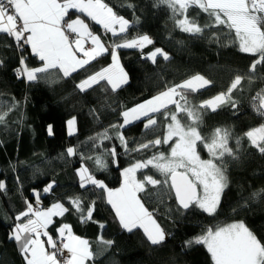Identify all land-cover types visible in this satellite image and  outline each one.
<instances>
[{
	"label": "trees",
	"instance_id": "trees-1",
	"mask_svg": "<svg viewBox=\"0 0 264 264\" xmlns=\"http://www.w3.org/2000/svg\"><path fill=\"white\" fill-rule=\"evenodd\" d=\"M103 2L129 21L127 33L122 34L126 39L147 35L153 41L142 49H118L120 65L128 81L115 92L105 81L85 91L77 87L88 74L111 63L109 53L97 57L86 66V71L78 70L65 77L62 72L50 70L48 74L38 73V79L29 81L24 78L25 74H18L17 69L25 65L39 67L42 62L27 45L21 48L12 37L0 34V106L6 110L8 105H14L5 122L0 123V181L5 184V190H0V264H26L17 243L9 238L14 217L25 210L26 200L40 209H47L57 202L69 208L63 216L55 218L47 230L56 238V229L69 224L74 235L90 243L95 258L88 264H212L206 246L187 242L200 236L208 227L234 222H243L264 242V198L250 199L252 193L264 190V154L243 137L244 132L264 123V116L253 107L259 100H252L264 90V65H258L255 73H249L255 57L239 50L238 43L233 42L234 33L230 34L223 26L205 28L202 34L183 32L176 25L170 9L159 5L157 0ZM70 14L74 17L72 11ZM189 14L201 26L210 23L207 14L199 9L190 8ZM86 22L90 23L93 32L108 40L107 32L101 34L99 25ZM109 41L111 45L123 42L114 36L109 37ZM155 48L163 49L169 59L157 56L153 63L147 57ZM196 74L212 83L188 94V100L195 105L226 92L237 74L245 77L232 93L236 107L224 103L215 111L204 110L200 128L206 136L217 127L231 129L233 139L229 146L236 151V158L225 156L228 182L213 215L195 205L187 210L180 208L174 195L160 186L146 185V193H137L145 207L154 210V218L166 234L161 244L153 245L141 228L128 232L121 227L107 203L105 191L93 185L80 187L78 169L82 165L88 167L108 188L115 189L123 180V170L137 160L150 158L157 152L169 154V145L126 152L118 135L122 134L132 149L162 137L167 121L157 114L158 127L151 131L144 129L142 118L120 127L122 112L159 94L166 86L179 84ZM169 107L174 108L173 105ZM73 118V134L69 135L68 121ZM105 131L107 139L99 136ZM237 137L241 138L238 149ZM69 147L76 150L74 155L67 154ZM112 148L117 152L115 163L107 151ZM198 151L204 158H209L202 145ZM89 156L102 157L107 163L106 170H97L94 159H87ZM145 174L163 179L151 166L138 170L136 179H143ZM53 182L52 191L45 193L43 189ZM36 193L40 194L38 205ZM77 196L82 198L85 208L95 202L92 219L87 222H82L70 203L69 198ZM101 236L113 241L112 245L101 243Z\"/></svg>",
	"mask_w": 264,
	"mask_h": 264
},
{
	"label": "snow or ice",
	"instance_id": "snow-or-ice-1",
	"mask_svg": "<svg viewBox=\"0 0 264 264\" xmlns=\"http://www.w3.org/2000/svg\"><path fill=\"white\" fill-rule=\"evenodd\" d=\"M157 3L170 9L176 25L183 32L202 34L205 28L223 26L230 34L234 33L233 42L238 43L239 50L255 57L249 66V73H255L258 65H264V0H157ZM129 7L132 5L129 4ZM190 8L206 13L210 23L201 26L190 16ZM70 10H75L81 15L73 18ZM86 21L101 25L106 32L123 42L106 46L100 35L95 34L90 23ZM128 25L129 21L118 15L103 0H0V34L14 38L21 48L30 45L32 53L42 62L40 67L29 68L25 65L22 69H17V73L25 74L29 81L38 79V73L48 74L50 70L62 72L65 77L78 70L86 71V66L97 57L109 53L112 63L88 74L77 87L85 91L105 81L115 92L122 84L127 83V74L119 63L117 49L142 48L145 44L153 43L147 35L126 39L122 34L127 33ZM213 37L218 39L215 33ZM86 41L90 42L87 48ZM158 55L165 60L169 59L168 54L161 48H155L147 58L155 63ZM21 64L23 65V58ZM244 78L237 74L226 92L195 105L188 100V94L212 83L202 75L196 74L179 84L166 86L159 94L123 111V124L120 127L143 118L144 129L151 131L158 127L157 114L167 121L162 137L140 143L132 149H129L123 135H118L126 152H141L160 145H169V154L157 152L150 158L137 160L125 168L122 172L124 182L117 189L108 188L88 167L82 165L78 169L80 187L93 185L105 191L107 203L114 210L121 227L128 232L136 228L143 229L153 245L161 244L166 234L154 218V210L149 211L137 195L147 192L146 185L166 188L169 194L174 195L182 209L187 210L195 205L209 215L215 214L221 193L228 182L225 174V156L235 159L236 151L229 146V141L233 139L231 129L217 127L207 136L202 134V113L209 108L215 111L224 103H230L235 108L236 102L232 99V93ZM252 100H259V104L253 107L257 113L264 116V90L253 96ZM170 105L174 108H170ZM12 107L14 105H8L5 110L0 106V123L5 122ZM74 125L75 118L68 121L69 135L73 134ZM48 131L51 134V126ZM99 136L109 138L106 131ZM243 137L252 147L264 154V123L244 132ZM240 143L241 138H235L237 149ZM201 145L207 151L208 159L201 158L198 151ZM107 151L115 163L116 149ZM75 153L73 147L67 149L69 156ZM87 159H94L97 170H106L107 163L102 157L89 156ZM149 166L163 179L145 174L143 179L137 180L136 172L148 169ZM53 184L54 182L49 183L43 191H52ZM0 190H5L3 181H0ZM35 195L38 205L40 194ZM256 197L264 198V190L252 193L250 199ZM69 199L80 214L82 222L92 219L94 201L85 208L80 196ZM25 205V210L14 217L15 223L9 238L18 243L26 264H88L94 260L95 254L89 241L74 235L69 224H63L56 229L59 239L49 234L47 229L53 223L52 218L63 216L69 211L63 203H53L47 209L34 208L27 200ZM100 227L103 228L104 225L101 224ZM42 235L47 237L46 241L41 239ZM99 240L109 247L113 243L111 240H104L102 236ZM187 243L206 246L212 264H264V242L243 222L208 227L200 236Z\"/></svg>",
	"mask_w": 264,
	"mask_h": 264
},
{
	"label": "crops",
	"instance_id": "crops-1",
	"mask_svg": "<svg viewBox=\"0 0 264 264\" xmlns=\"http://www.w3.org/2000/svg\"><path fill=\"white\" fill-rule=\"evenodd\" d=\"M70 11H72V13L74 14V17L73 18H75L77 15H79L78 14V12H76L75 10H70ZM81 18H83L82 16H81ZM95 23V22H94ZM97 25V24H96ZM98 26V25H97ZM100 27H102L101 25H99ZM129 26V25H128ZM95 33V32H94ZM95 34H97V33H95ZM107 36H108V40H104L101 36V40H102V42L106 45V46H111V44H110V41H109V37H111V36H113L110 32H107ZM87 44H89L88 46H87ZM146 45V44H145ZM144 45V46H145ZM28 46V48H29V50H31V47H30V45H27ZM90 46V42H85V47L87 48V47H89ZM143 46V47H144ZM136 48H138V49H142L141 47H136ZM117 51H118V49H117ZM32 52V51H31ZM82 55V54H81ZM159 56V55H158ZM111 63H112V60H111ZM110 63V64H111ZM119 63H120V61H119ZM123 68V67H122ZM123 182H124V179L122 180V184H123ZM121 184V185H122ZM105 194H106V192H105ZM58 217H60V216H55V217H53L52 219H53V221H54V219L55 218H58ZM51 225V224H50ZM143 230V229H142ZM49 232V231H48ZM49 234L50 235H52L50 232H49ZM56 234L58 235V233L56 232ZM147 237V236H146ZM41 239L42 240H44V241H46L47 240V237H45V236H41ZM16 242V241H15ZM17 243V242H16ZM17 246H18V249H19V251H20V247H19V245H18V243H17ZM46 247H47V245H45ZM50 250V249H49ZM21 252V251H20Z\"/></svg>",
	"mask_w": 264,
	"mask_h": 264
},
{
	"label": "rangeland",
	"instance_id": "rangeland-1",
	"mask_svg": "<svg viewBox=\"0 0 264 264\" xmlns=\"http://www.w3.org/2000/svg\"><path fill=\"white\" fill-rule=\"evenodd\" d=\"M101 29H103V27H100ZM107 36V35H106ZM89 44H87V46H88ZM40 67V66H39ZM124 70V69H123ZM124 72H125V70H124ZM126 73V72H125ZM200 75V74H199ZM203 76V75H202ZM192 77V76H191ZM204 77V76H203ZM24 78H26L27 79V76L26 75H24ZM190 78V77H189ZM189 78H186V79H189ZM206 79V78H205ZM127 81H128V78H127ZM183 82V81H182ZM122 86V85H121ZM146 101V100H145ZM143 119V118H142ZM71 120V119H70ZM134 122V121H133ZM132 122V123H133ZM74 127V126H73ZM68 132H69V127H68ZM201 154V153H200ZM201 158L202 159H208V158H204L203 156H202V154H201ZM79 176V175H78ZM123 179H124V177H123ZM121 184H122V182H121ZM121 184H120V186H118V187H116L115 189H117V188H120L121 187ZM106 196H107V193H106ZM50 226V225H49ZM48 226V227H49ZM57 238H59L58 236H57ZM51 250V249H50ZM65 252H67L66 250H65Z\"/></svg>",
	"mask_w": 264,
	"mask_h": 264
},
{
	"label": "built area",
	"instance_id": "built-area-1",
	"mask_svg": "<svg viewBox=\"0 0 264 264\" xmlns=\"http://www.w3.org/2000/svg\"><path fill=\"white\" fill-rule=\"evenodd\" d=\"M106 31L104 29H101V34H104ZM14 39V38H13ZM34 208H37V207H34ZM57 238V237H56ZM59 239V238H57ZM67 256V252H65V257Z\"/></svg>",
	"mask_w": 264,
	"mask_h": 264
},
{
	"label": "water",
	"instance_id": "water-1",
	"mask_svg": "<svg viewBox=\"0 0 264 264\" xmlns=\"http://www.w3.org/2000/svg\"><path fill=\"white\" fill-rule=\"evenodd\" d=\"M175 198V197H174ZM175 202H176V200H175ZM176 204H177V202H176Z\"/></svg>",
	"mask_w": 264,
	"mask_h": 264
}]
</instances>
